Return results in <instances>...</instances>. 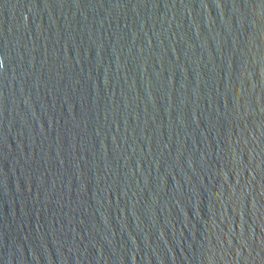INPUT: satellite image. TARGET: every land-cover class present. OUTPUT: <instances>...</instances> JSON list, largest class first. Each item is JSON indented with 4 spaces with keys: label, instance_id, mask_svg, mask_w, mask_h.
Masks as SVG:
<instances>
[{
    "label": "water",
    "instance_id": "water-1",
    "mask_svg": "<svg viewBox=\"0 0 264 264\" xmlns=\"http://www.w3.org/2000/svg\"><path fill=\"white\" fill-rule=\"evenodd\" d=\"M0 264H264V0H0Z\"/></svg>",
    "mask_w": 264,
    "mask_h": 264
}]
</instances>
